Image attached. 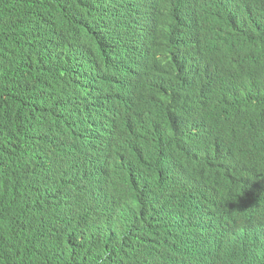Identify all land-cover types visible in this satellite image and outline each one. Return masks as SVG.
<instances>
[{
  "label": "trees",
  "instance_id": "obj_1",
  "mask_svg": "<svg viewBox=\"0 0 264 264\" xmlns=\"http://www.w3.org/2000/svg\"><path fill=\"white\" fill-rule=\"evenodd\" d=\"M116 92L101 127L114 132L91 135L83 99ZM99 145L116 148V168L85 181L80 168ZM160 149L172 168L187 166L178 193L210 188L215 209L256 176L251 195L259 187L263 197L238 201L230 232L264 216V0H0V258L10 245L18 264H107L109 241L130 228L122 248L145 242L142 258L164 264L155 222L145 231L153 211L138 199ZM215 149L228 159L213 164ZM102 189L120 228L78 237L76 216H95L90 196ZM29 215L55 225L52 240L33 239ZM71 218L75 229L62 228ZM234 243L251 248L224 236L209 257L251 264Z\"/></svg>",
  "mask_w": 264,
  "mask_h": 264
},
{
  "label": "clouds",
  "instance_id": "obj_2",
  "mask_svg": "<svg viewBox=\"0 0 264 264\" xmlns=\"http://www.w3.org/2000/svg\"><path fill=\"white\" fill-rule=\"evenodd\" d=\"M125 43H128L127 38H125ZM106 65H109L108 61H106ZM147 93L149 96L158 97L160 90L155 93L153 90H148ZM88 95L82 102L81 118L90 131L89 133L99 135L114 132L113 127H101L106 123L107 118H112L109 109L112 104L110 99L118 96V92L113 95ZM116 102L119 104L117 108L120 111V107L125 101L117 100ZM80 106L81 101L78 108ZM116 115L115 110L114 118ZM79 136L81 137V134ZM166 145L169 146V144ZM115 151L116 148H112V146H96L80 168L82 171L81 178L85 181H92L102 180L111 175L110 172L116 168ZM152 152L161 156L157 165L156 179L154 180L150 174L143 181L141 180V184L138 186L141 189L138 199L141 202L144 200L147 207L153 211L149 219V225H145V231H150V222L154 221L156 224V243L160 244L162 254L165 256L164 264H216L215 259L209 257L208 251L217 248L224 236L229 238L239 236L251 239V248L245 253L239 251H245L246 247L234 243L236 246L235 252L237 251L235 255L246 259L249 263L251 261V264H264V216L259 220L238 221L237 227H235L236 232H230L231 225L237 220L232 212L237 209L238 201L243 200L245 197H247L246 201H256L263 197L259 187H256L253 196L251 195L254 184H257L256 176L251 175L252 178L244 183L241 181L236 182V189H242V191H239L237 195H229L227 200L215 209L214 198L216 194L210 188L191 186L188 190L178 193V189L186 183V164H183L180 168L174 165L172 168L166 159V156L170 154L169 152L161 149L152 150ZM214 154L215 161L213 164L218 163V160H225L229 157V154H223L221 151L217 152L216 149ZM143 171L146 170L143 169ZM135 176L140 178L139 173H135ZM246 189L248 191L244 194L243 191ZM249 195L251 199L248 197ZM90 197H93L91 201L96 214L92 219L76 216L80 233L75 232V234L86 239L88 233L92 236L100 235L102 237L104 230H118L121 223L115 215L118 205L112 207L116 203L114 201L115 196L111 192L102 189ZM128 207L123 206L120 210L121 219L130 215L126 211ZM144 219L148 221V214H144ZM27 223L28 233L31 234L33 239L35 236L45 239L46 234L49 233L52 240L50 230L55 225L51 221L44 219L36 223L29 215ZM223 225L228 229L226 233H223ZM240 225L243 226V229L240 228ZM62 228L75 229V220L71 218ZM130 233H132V230L129 228L125 234L115 235L109 241L105 254L107 264H149L145 258H142L145 242H135L131 249L122 248V242L128 240ZM9 248L10 245L4 247L7 257L0 258V263L9 264L10 260L12 264H18L17 254L8 256ZM80 248L82 247H71L72 250H79ZM32 252L33 249L31 248L29 253ZM84 259V257H81L80 261L83 264H89ZM230 262L231 258L228 264Z\"/></svg>",
  "mask_w": 264,
  "mask_h": 264
},
{
  "label": "bare ground",
  "instance_id": "obj_3",
  "mask_svg": "<svg viewBox=\"0 0 264 264\" xmlns=\"http://www.w3.org/2000/svg\"><path fill=\"white\" fill-rule=\"evenodd\" d=\"M165 13H166V12H165ZM165 15H166V14H165ZM165 15H164V16H165ZM129 20H130V17L128 16L127 21H129Z\"/></svg>",
  "mask_w": 264,
  "mask_h": 264
}]
</instances>
